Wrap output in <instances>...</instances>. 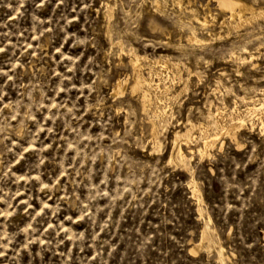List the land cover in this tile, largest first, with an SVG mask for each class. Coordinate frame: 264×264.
Returning a JSON list of instances; mask_svg holds the SVG:
<instances>
[{
  "label": "rangeland",
  "instance_id": "obj_1",
  "mask_svg": "<svg viewBox=\"0 0 264 264\" xmlns=\"http://www.w3.org/2000/svg\"><path fill=\"white\" fill-rule=\"evenodd\" d=\"M228 15L0 0V264H264V16ZM134 54L163 93L133 89ZM216 119L232 132L200 157Z\"/></svg>",
  "mask_w": 264,
  "mask_h": 264
},
{
  "label": "bare ground",
  "instance_id": "obj_2",
  "mask_svg": "<svg viewBox=\"0 0 264 264\" xmlns=\"http://www.w3.org/2000/svg\"><path fill=\"white\" fill-rule=\"evenodd\" d=\"M173 1L176 2V3H178V4L180 2V0H173ZM215 1L217 3L218 8L221 11L227 12L229 14L228 17H227L228 18V24L230 26H232V27H239V26H241L243 24L250 23L253 19H255L257 17L264 16V10L263 9H256L253 6L247 4V2L245 3V2H243L241 0H215ZM158 6H156V7H158ZM160 6H161V4H160ZM208 13H209V10L207 11V13H204L202 17L195 16L196 22L201 27H204V26H207V25L210 24L209 23L210 21L207 19ZM193 19H194V17H193ZM222 22H224V20ZM188 40H190L192 42H200L201 41L200 39L196 38L195 35H192V34L188 38ZM120 49H122V48H120ZM121 51L122 50H120V52ZM142 59L143 58L141 56H138L136 54L132 55V57L130 59L131 62H132L133 74H134L133 75V84H132V87H133L134 90L135 89H141L142 90V93H143V98L145 100H147V97H148L147 96V91H149L150 89H154L155 92L156 91L162 92L163 89L161 88L162 85H160V83H161L160 81L159 82H156V81H154L155 79L153 80L151 78V69L149 71L147 70L148 71V74H149V77H145L143 75V73H142V64H141V60ZM152 63H155V64L156 63H160V64L163 65V67L164 66H167V64H168L167 61H160V60L152 61ZM156 70H158V69H156ZM155 73H156V75H159L160 74V71L159 70L158 71H155ZM146 76H147V74H146ZM118 87H119V81L117 82V86H116L115 90ZM164 89H166V87ZM154 90H152V91H154ZM143 104H144V106H146V103H143ZM262 108H263V104H260L259 108H256L254 110H259V109H262ZM259 112L261 113V111H259ZM158 116L159 117H163V113L160 112ZM235 124H236V122H235ZM242 124H243V119H240V122H239L238 125H242ZM225 125L226 124H222L221 121H218V119H216V121H214V125H213V127L215 126L216 132H214V135L213 136H212L211 133L208 132V129L206 127H204L201 130V132H200L201 145L196 150L197 153L200 155V157H202V156H204L206 154L208 155V153H209L208 152V149L210 150V147L213 146L214 141H215V139L217 138L218 135H221V134H231V132H232L231 129L228 128V127H226ZM191 128L192 127H189L184 133H182L183 136L185 137L184 139L187 140L190 137V130H191ZM173 136H174V138H173V144H175L177 142V140H179V137H181V136L178 134L177 131L174 132V135ZM177 148L178 149H177V153H176L175 159H177V161L179 163L186 164V161H187L186 155L184 154V152L181 150L180 147H177ZM197 191H198V189L194 185L193 186L192 193L195 194ZM204 238H206V231H205V229H203L201 231V237H200V240L199 241L201 242L202 240H204ZM200 242L199 243H196L190 249V251L191 252H195V248H198L200 246Z\"/></svg>",
  "mask_w": 264,
  "mask_h": 264
}]
</instances>
